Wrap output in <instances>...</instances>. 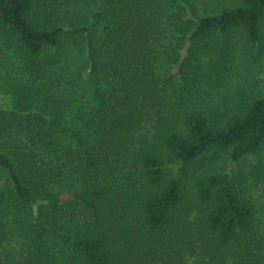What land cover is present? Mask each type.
I'll return each instance as SVG.
<instances>
[{"label": "trees", "instance_id": "1", "mask_svg": "<svg viewBox=\"0 0 264 264\" xmlns=\"http://www.w3.org/2000/svg\"><path fill=\"white\" fill-rule=\"evenodd\" d=\"M0 264H264V0H0Z\"/></svg>", "mask_w": 264, "mask_h": 264}, {"label": "rangeland", "instance_id": "2", "mask_svg": "<svg viewBox=\"0 0 264 264\" xmlns=\"http://www.w3.org/2000/svg\"><path fill=\"white\" fill-rule=\"evenodd\" d=\"M3 54H0V58L3 61L8 60V57H11L10 53L3 51ZM0 109L12 110L15 109L13 102L11 101L9 95L0 89ZM252 193L255 197L257 203L264 205V182L258 184L252 189Z\"/></svg>", "mask_w": 264, "mask_h": 264}]
</instances>
